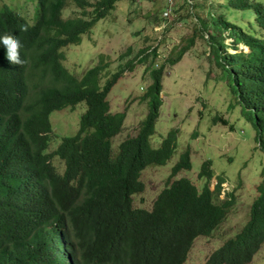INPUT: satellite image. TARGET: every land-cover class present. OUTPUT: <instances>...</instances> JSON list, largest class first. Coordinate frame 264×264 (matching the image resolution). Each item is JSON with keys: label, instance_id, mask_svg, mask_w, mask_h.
I'll return each instance as SVG.
<instances>
[{"label": "trees", "instance_id": "1", "mask_svg": "<svg viewBox=\"0 0 264 264\" xmlns=\"http://www.w3.org/2000/svg\"><path fill=\"white\" fill-rule=\"evenodd\" d=\"M35 1L31 23L0 5V264H185L194 240L210 236L226 218L234 189L220 199V175L210 189V159L197 173L205 179L201 189L186 177L173 179L192 167L187 148L171 167L169 182L152 208L133 207V195L144 190L141 172L149 165L165 164L175 148L173 129L159 146L150 143L162 105L163 73L191 53L200 37L204 56L225 72L235 102L258 130L264 153V2L179 0L169 22L163 16L164 0L149 21L151 30L166 23L156 39L160 46L172 47L155 61L159 45L150 43L101 83L107 67L102 60L77 78L64 67L62 48L79 43L119 0ZM69 2L81 12L63 18ZM129 2L137 5L139 0ZM180 10L185 14L176 18ZM178 20L191 23L194 32L181 44L169 36ZM227 38L232 41L226 43ZM238 44L247 51H229ZM132 52L128 46L119 58ZM147 59L151 82L141 99L148 113L115 153L112 138L122 130L127 111L113 110L107 95L127 68L132 71L135 61ZM81 103L85 110L76 132L60 137L48 152L54 133L51 113ZM214 121L228 123L221 116ZM55 156L65 164L62 174L50 163ZM260 177L247 221L208 256L206 264H249L264 245V165Z\"/></svg>", "mask_w": 264, "mask_h": 264}, {"label": "rangeland", "instance_id": "2", "mask_svg": "<svg viewBox=\"0 0 264 264\" xmlns=\"http://www.w3.org/2000/svg\"><path fill=\"white\" fill-rule=\"evenodd\" d=\"M90 2L94 3V0ZM0 5L9 6L30 23L33 21L35 0H0ZM116 5L105 18L99 19L89 31L81 35L79 43L62 48V63L75 77L80 78L88 68L102 60L107 65L101 72L100 82L103 83L128 59L134 57L139 49L150 43H154L155 47L159 45L156 50L159 56L155 61L164 57L172 47L168 48L166 44L160 46V40L156 38L164 28L157 25L151 30L149 21L155 8L159 6L162 9L164 0H139L137 5H132L129 0H119ZM86 9L89 12L92 10L90 7ZM80 12L81 9L69 2L62 16L75 17ZM181 14H185L184 10H180L176 18ZM228 17L235 20L231 14ZM178 21L169 31V36L174 43L180 41L181 44L194 32L191 23ZM231 41L230 38L225 40L226 43ZM128 46L133 47L132 54L120 59ZM204 48V41L196 37L193 51L164 70L160 94L162 105L150 143L154 148L159 146L168 131L173 129L177 131L175 148L165 164L149 165L141 172L144 191L133 195V207L151 209L155 197L168 182L171 167L187 148L190 149L192 167L190 170H180L174 178L186 177L201 189L205 179L198 178L197 173L201 163L210 159L214 170L209 180L210 189L214 188L217 175L224 178L223 184L229 191L234 189V202L228 208L226 218L210 236H198L194 240L185 264H206L208 256L241 229L248 219L249 207L256 195L255 187L261 179L264 165V153L257 139L258 130L247 117L248 112L235 102L224 80L225 72L216 62L204 56ZM240 49L247 51L243 44H238L236 49L229 46V51L233 53ZM150 62V59L135 61L134 69L129 71L127 68L107 95L113 110L127 111L122 130L112 138L115 153L123 139L135 135L139 123L148 113L147 102L141 97L151 82L149 70L146 69ZM84 110L85 104L81 103L73 109L66 107L51 113L50 121L56 137L53 135L48 152L54 150L60 137L76 132L80 114ZM217 116L228 123L215 122ZM51 161L61 172L62 161L57 157ZM249 264H264V245Z\"/></svg>", "mask_w": 264, "mask_h": 264}, {"label": "built area", "instance_id": "3", "mask_svg": "<svg viewBox=\"0 0 264 264\" xmlns=\"http://www.w3.org/2000/svg\"><path fill=\"white\" fill-rule=\"evenodd\" d=\"M166 4H167V7L164 9L163 11V16L166 18V19H172L171 18V15H172V9H173V6L176 5V0H165ZM166 26V23H163L162 24V28H164ZM155 28V27H154Z\"/></svg>", "mask_w": 264, "mask_h": 264}, {"label": "clouds", "instance_id": "4", "mask_svg": "<svg viewBox=\"0 0 264 264\" xmlns=\"http://www.w3.org/2000/svg\"><path fill=\"white\" fill-rule=\"evenodd\" d=\"M52 134L56 137V135H55L54 133H52ZM55 157H56V156H55ZM52 158H53V157H50V163L54 166L55 170H56L59 174H62L63 171H64V168H65V164H63V161L61 160V161H62V164H63V169H62V171L60 172V171L56 168V166L52 163V161H51ZM58 159H59V158H58ZM59 160H60V159H59ZM178 173H179V172H178ZM178 173H177V174H178ZM177 174H176V175H177ZM169 175H170V174H169ZM174 177H175V176H174ZM174 177H173V179H176V178H174ZM141 181H142V180H141ZM142 182H143V181H142ZM168 182H169V178H168ZM168 182H167V183H168ZM216 182H217V180H216ZM223 183H224V182H222V184H221L220 198H224V197L222 196V193H223V195H224L225 192H228V191H229L228 187H227L226 185H224ZM166 185H167V184H166ZM166 185H165V186H166ZM165 186H164V187H165ZM164 187H163V188H164ZM144 188H145V186H144ZM163 188H162V189H163ZM162 189H161V190H162ZM143 191H144V190H143ZM157 195H158V194H157ZM155 198H156V197H155ZM154 200H155V199H154ZM153 202H154V201H153ZM151 208H152V207H151ZM148 210H150V209H148Z\"/></svg>", "mask_w": 264, "mask_h": 264}]
</instances>
